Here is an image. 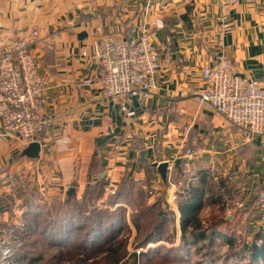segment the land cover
Returning a JSON list of instances; mask_svg holds the SVG:
<instances>
[{
	"label": "crops",
	"instance_id": "0c3cea01",
	"mask_svg": "<svg viewBox=\"0 0 264 264\" xmlns=\"http://www.w3.org/2000/svg\"><path fill=\"white\" fill-rule=\"evenodd\" d=\"M221 1L0 0L1 50L37 31L32 51L47 83L49 119L36 159L1 137L0 120V227L25 220L29 196L66 200L74 187L81 198L89 182L102 180L104 202L130 175L145 193L153 192L149 203L162 197L174 210L176 239L166 242L169 248L181 241L178 196L196 212L201 228L216 233L214 250L223 256L218 264H248L249 247L263 230L258 192L264 186V137L246 136L196 99L203 69L222 40ZM230 12L233 26L223 38L224 51L241 74L264 85V0H239ZM157 20L164 28L154 43L168 55L160 56L148 96L131 94L124 107L85 83L99 74L81 56L85 49L92 51L104 35L134 37ZM100 138L107 139L101 147ZM195 147L200 151L187 157L186 150ZM94 154L97 168L89 174ZM163 161L169 162L167 181L158 172Z\"/></svg>",
	"mask_w": 264,
	"mask_h": 264
},
{
	"label": "built area",
	"instance_id": "2783aa9c",
	"mask_svg": "<svg viewBox=\"0 0 264 264\" xmlns=\"http://www.w3.org/2000/svg\"><path fill=\"white\" fill-rule=\"evenodd\" d=\"M239 0H222L217 17L221 41L210 62L203 69L204 86L196 99L223 115L246 135L264 137V85L243 75L224 51V36L232 26L231 7ZM164 28L161 20L152 27L142 26L138 35L128 39L102 36L94 49H85L81 56L89 65H97L96 78L85 80L98 87L104 97L126 104L131 94L146 97L152 90L154 78L161 67L164 47H156L154 37ZM37 31L19 37L7 49H0V120L1 137L25 149L39 141L49 123L45 113L47 83L39 74L38 62L32 51ZM50 151L52 146L47 147ZM199 147L186 150L193 156ZM176 196L173 195L174 202ZM61 202L65 201L61 197ZM258 203L263 209L259 223L264 231V186L258 192ZM26 228L20 220L16 227H0V264H19L18 248L22 245L21 232Z\"/></svg>",
	"mask_w": 264,
	"mask_h": 264
},
{
	"label": "trees",
	"instance_id": "16d2710c",
	"mask_svg": "<svg viewBox=\"0 0 264 264\" xmlns=\"http://www.w3.org/2000/svg\"><path fill=\"white\" fill-rule=\"evenodd\" d=\"M106 140L100 138L98 146H103ZM95 154L89 174L92 169L97 168L94 164ZM149 181L150 178L146 183ZM104 192L101 180L94 184L89 182L81 198L71 194L66 197L65 202H56L53 209L40 205L38 201L30 204L24 216L26 228L20 233L23 243L17 250L20 263L218 264L223 259V256L216 254L214 250L215 241L212 240V234H216L214 230L211 231L212 234H208V229L201 228L200 223H196V212H191L189 204H180L178 196L182 229L180 243L172 248L158 246L138 252L153 242L175 241L174 210L162 197L149 203L146 199L150 192L145 193L143 187L135 183L130 175L123 178L120 187L106 200L109 206L115 207L113 208L115 210L98 204ZM180 196L182 197L181 193ZM127 205L133 207L130 210V220L136 231L139 233L144 229V235L139 236L138 241L116 239L118 228L126 226L128 222ZM138 205L139 209L136 210ZM191 246L200 254L205 251L201 258L193 263L188 257ZM176 251H185V255H173ZM249 252L248 264H263L261 262L264 260L263 230L257 233Z\"/></svg>",
	"mask_w": 264,
	"mask_h": 264
},
{
	"label": "rangeland",
	"instance_id": "374dc122",
	"mask_svg": "<svg viewBox=\"0 0 264 264\" xmlns=\"http://www.w3.org/2000/svg\"><path fill=\"white\" fill-rule=\"evenodd\" d=\"M38 71H39V68H38ZM40 74V73H39ZM44 78V77H43ZM34 185V184H33ZM33 185H30L29 186V189L31 190H29V193H31L32 195L34 194V192H32V189H34L33 188ZM40 188V187H39ZM35 190V189H34ZM40 190H41V188H40ZM153 192H151L150 191V194H152ZM35 197V196H34ZM103 198V197H102ZM32 199H34L33 201H38L39 203H40V205H43V206H47V207H50V209H53L54 208V206H55V203L56 202H59L60 201V197H53L52 199H49V201H47V200H45V199H41V198H32V197H30L29 196V205L30 204H32L31 203V201H32ZM171 199H172V197H171ZM104 200V199H103ZM103 200L101 201V200H98V204L100 205V206H102V207H108L109 205L107 204V201H104L103 202ZM147 200V199H146ZM8 201V205L7 206H10V202H11V200H7ZM148 201V200H147ZM65 202V201H64ZM61 203H63V202H61ZM142 203L144 204V205H147L144 201H142ZM141 203V204H142ZM110 207V209L111 210H115V209H113V208H115V207H113V206H109ZM127 218H128V222H127V225L126 226H121L120 228H118V230H117V233H116V239H118V240H120V239H127L128 240V242H133V241H138V237L139 236H143L144 235V229H142L143 231L142 232H137L136 231V227H135V225H133V223L131 222V220H130V215H131V213H130V210H132L133 209V207H132V205H127ZM137 209H139V205H138V207H136V210ZM24 222H25V224H26V221L24 220ZM11 227V226H10ZM177 243H178V241H177ZM178 245V244H177ZM176 245V246H177ZM158 246L160 247V246H166L167 248H168V246H167V243H166V241H159V242H153V243H150L146 248H141L140 250H138V252H140L141 250H144V251H146V250H148L149 248H153V247H156V248H158ZM176 252H179L180 254H177ZM175 252V254H173V255H185V251H176ZM205 253V251H203V252H201V254L200 253H198L197 252V250L196 249H194V247H191L190 248V250H189V252H188V257L191 259L190 261H192V263L193 262H195V261H197L198 259H200L201 258V256L203 255ZM172 255V256H173ZM71 260V259H70ZM238 264H242L241 262H237ZM236 262H231V264H237ZM18 264V263H17ZM19 264H22V263H19ZM24 264V263H23ZM27 264V263H26Z\"/></svg>",
	"mask_w": 264,
	"mask_h": 264
},
{
	"label": "water",
	"instance_id": "95a60500",
	"mask_svg": "<svg viewBox=\"0 0 264 264\" xmlns=\"http://www.w3.org/2000/svg\"><path fill=\"white\" fill-rule=\"evenodd\" d=\"M80 38H83L86 36V33H80ZM41 151V143L39 141H34L31 142L22 152L23 156L32 158V159H36L39 157ZM180 161L177 160L176 164H178ZM168 167H169V162L163 161L159 164L158 166V172L160 173L162 179L164 181H167V171H168ZM75 193V188L71 187L68 192L67 195H71ZM260 229H263V227H261Z\"/></svg>",
	"mask_w": 264,
	"mask_h": 264
}]
</instances>
